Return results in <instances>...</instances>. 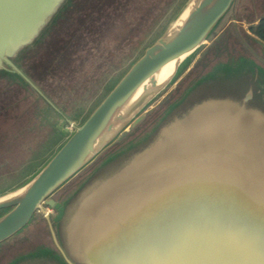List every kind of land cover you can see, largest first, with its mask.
Here are the masks:
<instances>
[{
    "label": "water",
    "instance_id": "water-1",
    "mask_svg": "<svg viewBox=\"0 0 264 264\" xmlns=\"http://www.w3.org/2000/svg\"><path fill=\"white\" fill-rule=\"evenodd\" d=\"M70 1L0 0V73L21 77L52 106L19 59ZM235 3L187 0L83 122L59 111L69 123L58 125L63 143L0 193V245L39 212L52 246L33 244L6 264H264V41L249 29L264 19V0L231 19L150 131L55 197L144 119Z\"/></svg>",
    "mask_w": 264,
    "mask_h": 264
},
{
    "label": "rangeland",
    "instance_id": "rangeland-1",
    "mask_svg": "<svg viewBox=\"0 0 264 264\" xmlns=\"http://www.w3.org/2000/svg\"><path fill=\"white\" fill-rule=\"evenodd\" d=\"M255 0H236L197 56L143 111L144 119L126 131L55 197L68 196L111 153L150 131L188 86L190 71L220 40L235 16L250 11ZM187 0H71L43 39L23 54L19 65L49 104L17 75L0 73V193L29 177L65 140L59 124H80L130 66L169 26ZM243 19H245L243 17ZM213 42V45H211ZM193 74L192 77L195 76ZM3 75V76H1ZM191 77V78H192ZM187 85V86H186ZM115 164L105 167L110 169ZM108 167V168H107ZM51 215L55 211L51 209ZM49 223L37 213L14 238L0 245V264L33 244L52 246ZM47 250V249H46Z\"/></svg>",
    "mask_w": 264,
    "mask_h": 264
},
{
    "label": "trees",
    "instance_id": "trees-1",
    "mask_svg": "<svg viewBox=\"0 0 264 264\" xmlns=\"http://www.w3.org/2000/svg\"><path fill=\"white\" fill-rule=\"evenodd\" d=\"M250 31L264 41V19L260 20L257 24L252 25Z\"/></svg>",
    "mask_w": 264,
    "mask_h": 264
},
{
    "label": "crops",
    "instance_id": "crops-1",
    "mask_svg": "<svg viewBox=\"0 0 264 264\" xmlns=\"http://www.w3.org/2000/svg\"><path fill=\"white\" fill-rule=\"evenodd\" d=\"M229 22H232V20L231 21H229ZM250 29V28H249ZM234 33H232L231 35H233ZM235 37H234V35L232 36V42H236V39H234Z\"/></svg>",
    "mask_w": 264,
    "mask_h": 264
}]
</instances>
